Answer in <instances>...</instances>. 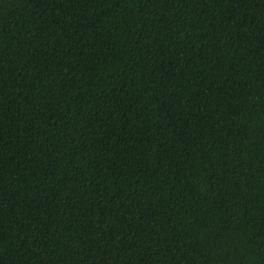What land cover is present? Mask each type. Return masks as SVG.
<instances>
[{"label": "trees", "instance_id": "1", "mask_svg": "<svg viewBox=\"0 0 264 264\" xmlns=\"http://www.w3.org/2000/svg\"><path fill=\"white\" fill-rule=\"evenodd\" d=\"M0 264H264V0H0Z\"/></svg>", "mask_w": 264, "mask_h": 264}]
</instances>
